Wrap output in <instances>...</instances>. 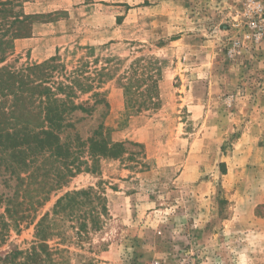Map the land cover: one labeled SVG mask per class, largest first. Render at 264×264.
<instances>
[{"label": "rangeland", "instance_id": "1", "mask_svg": "<svg viewBox=\"0 0 264 264\" xmlns=\"http://www.w3.org/2000/svg\"><path fill=\"white\" fill-rule=\"evenodd\" d=\"M52 58L107 96L108 116L99 106L81 135L104 122L124 149L86 155L37 197L0 256L29 248L65 194L94 187L108 215L83 248L59 245L69 264H264V0H0V67Z\"/></svg>", "mask_w": 264, "mask_h": 264}, {"label": "trees", "instance_id": "2", "mask_svg": "<svg viewBox=\"0 0 264 264\" xmlns=\"http://www.w3.org/2000/svg\"><path fill=\"white\" fill-rule=\"evenodd\" d=\"M92 80L82 66L68 72L56 58L18 71L0 67V185L4 187L0 189V248L12 228L19 230L34 219L32 211L43 202L37 197L88 167L86 155L96 162L123 152L124 144L109 141L104 122L85 137L80 133L78 125L99 106L104 116L110 110L107 96L97 91ZM124 88L130 92L127 85ZM88 94L89 99L82 101L81 96ZM49 160L53 168L56 162L62 165L52 170V177L46 166ZM108 211L99 189L68 192L38 220L31 246L0 256V264H69L63 257L69 249L59 245L72 242L83 248L90 233L101 229ZM55 238L61 243L53 247Z\"/></svg>", "mask_w": 264, "mask_h": 264}]
</instances>
